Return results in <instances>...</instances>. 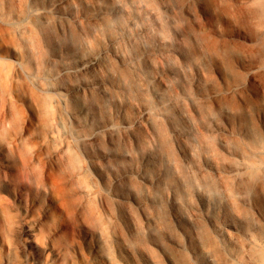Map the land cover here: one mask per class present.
Wrapping results in <instances>:
<instances>
[{
  "label": "bare ground",
  "instance_id": "obj_1",
  "mask_svg": "<svg viewBox=\"0 0 264 264\" xmlns=\"http://www.w3.org/2000/svg\"><path fill=\"white\" fill-rule=\"evenodd\" d=\"M64 2L0 0V264H264V225L260 222V227L241 228L238 223L214 221L205 197L201 198V209H197L200 211L193 209V213H202L200 253L188 252L187 255L185 243L182 240L175 242L181 253L176 262L167 255L165 247L154 250L147 239L137 235L135 226L119 219L118 211L123 212L120 208L118 210V206L125 204L126 207V203L134 202L136 205H131L136 212L138 209V220L148 226L152 222L145 201L139 203L130 196L133 193L118 192L108 186L110 178L114 179L110 175L115 169L103 168L102 160L105 158L95 150V146L101 133L112 127L111 124L97 126L96 120L98 124L92 134L83 132L92 107L79 106L77 102L81 93H86L88 85L84 82L76 85L61 82L62 74L84 73L99 62L95 56L82 57L72 66L70 62L73 60L65 58L66 50L58 37L65 34L70 21L82 33L86 17L59 12ZM247 3L253 7L258 20L255 34L258 41L250 49L263 69L259 80L264 103V0H247ZM228 44L227 41L207 37L204 50L212 60L235 63L236 53ZM115 57L119 58V54L116 53ZM57 65H60V70L54 73L53 68ZM231 72L238 76L239 71ZM153 85L154 92L161 99L160 108L139 109L140 118L135 117L134 123L124 124L128 129L146 120L147 123L150 118L159 120L167 116V102L173 98L164 95L167 84L161 74L156 76ZM249 97L250 83L247 82L243 87L217 90L208 97L207 106L220 104L241 110ZM186 99L190 98L183 96L184 103ZM161 132L156 136L162 137L161 141L165 143L166 136ZM246 133L244 139L237 143V151L231 153L236 161L234 167L207 163L203 169L214 173L213 176L227 188L238 180L240 186L262 192L264 206V123L249 124ZM181 134L184 132L178 133L180 137ZM225 149L230 153L228 148ZM140 178L143 184H147L146 188L150 187V179L146 175H140ZM233 190L229 189L230 193ZM256 210V218L263 216L261 207ZM178 223L181 225L180 220ZM138 224L143 227L142 223ZM122 226L128 229L125 231ZM149 237L152 238L151 235Z\"/></svg>",
  "mask_w": 264,
  "mask_h": 264
},
{
  "label": "rangeland",
  "instance_id": "obj_2",
  "mask_svg": "<svg viewBox=\"0 0 264 264\" xmlns=\"http://www.w3.org/2000/svg\"><path fill=\"white\" fill-rule=\"evenodd\" d=\"M62 1L66 2L59 7V12L86 17L82 33L73 21L69 24L62 22L67 24V31L58 39L63 42L66 50L65 58L73 60H68L72 66L82 57L95 56L99 62L95 68L84 73L62 74L61 82L73 85L84 82L88 85L86 93H81L77 102L79 106L92 107V114L87 116V124L90 125L86 124L83 132L92 134L101 125L105 127L111 124L112 127L107 129L112 134L103 131L98 138L100 144L97 142L95 146V150L101 152L105 159H110L102 160L103 168L115 169L110 175L114 179L110 178L108 186L118 192L129 195L133 193L130 196L139 203L145 201L152 222L148 226L138 220V209L136 206L137 212L134 210V202L126 203V207L125 204L118 206V210L120 208L123 212L118 211L119 219L127 221V225L135 226L137 235L143 240L147 239L150 247H155L154 250H160V246L165 247L173 262L181 254L175 242L182 240L185 243L187 255L188 252L200 253L202 213H193V209H201L202 197L209 201L214 221L221 220L222 224L238 223L241 228L260 227V222L264 225L262 192L244 188L238 180L231 182L227 188L218 177L213 176L214 173L203 169L207 163L234 167L236 161L232 159L231 153L237 151V143L247 135V126L264 123V103L259 80L263 69L258 57L250 49L258 41L255 35L258 20L247 0ZM207 37L227 41L236 53L235 63L224 64L219 59L212 60L204 50ZM116 53L119 58L115 57ZM53 70L57 73L60 65ZM233 70L239 71L238 76L233 75ZM158 74L163 76L167 84L164 95L173 98L167 102V116L159 120L150 118L147 123L146 120L143 124L131 127L134 131L128 129L124 124L134 123L140 118L139 109L160 108L161 99L153 90ZM247 82L250 83V97L241 110L220 104H215L216 107L207 106L208 97L213 96L217 90L243 87ZM183 96L190 99L184 103ZM144 131L148 132L145 134ZM158 132L166 136L165 143L161 141L162 137L156 136ZM179 132L184 134L180 137ZM170 142L172 145H169ZM132 172H135L134 175ZM137 175H146L150 179V187L146 188L147 184H143ZM229 189L234 193H230ZM260 207L263 216L259 215L258 218L261 217L262 221L255 217L258 215L256 208ZM138 223H142L143 227H139ZM148 235L155 237V240L148 238Z\"/></svg>",
  "mask_w": 264,
  "mask_h": 264
}]
</instances>
